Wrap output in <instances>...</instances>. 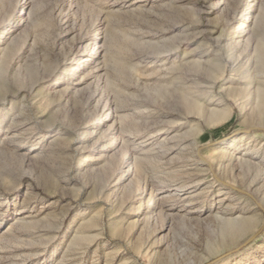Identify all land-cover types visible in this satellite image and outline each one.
I'll list each match as a JSON object with an SVG mask.
<instances>
[{"label": "rangeland", "instance_id": "obj_1", "mask_svg": "<svg viewBox=\"0 0 264 264\" xmlns=\"http://www.w3.org/2000/svg\"><path fill=\"white\" fill-rule=\"evenodd\" d=\"M262 91L264 0H0V264H264Z\"/></svg>", "mask_w": 264, "mask_h": 264}, {"label": "bare ground", "instance_id": "obj_2", "mask_svg": "<svg viewBox=\"0 0 264 264\" xmlns=\"http://www.w3.org/2000/svg\"><path fill=\"white\" fill-rule=\"evenodd\" d=\"M262 95H264V92L262 91ZM259 96V94L257 95V97ZM259 100H256V101H254L253 103H252V105H251V107H250V109L251 110H253L254 108H256V107H258L259 106ZM261 111V110H260ZM213 114H215V112L213 113ZM216 120V119H215ZM218 120V119H217ZM216 123V122H215ZM261 167V166H260ZM217 181V180H216ZM218 181H219V179H218ZM220 183V182H219ZM181 188H183V187H181ZM184 189V188H183ZM149 207V206H148ZM149 213V212H148ZM151 215V214H150Z\"/></svg>", "mask_w": 264, "mask_h": 264}]
</instances>
